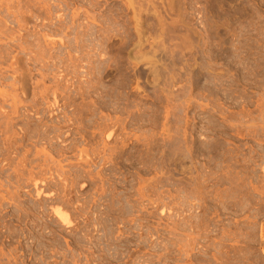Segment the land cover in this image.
I'll return each instance as SVG.
<instances>
[{
  "label": "rangeland",
  "instance_id": "obj_1",
  "mask_svg": "<svg viewBox=\"0 0 264 264\" xmlns=\"http://www.w3.org/2000/svg\"><path fill=\"white\" fill-rule=\"evenodd\" d=\"M15 1L0 89L41 115L0 132V264H264V0Z\"/></svg>",
  "mask_w": 264,
  "mask_h": 264
},
{
  "label": "bare ground",
  "instance_id": "obj_2",
  "mask_svg": "<svg viewBox=\"0 0 264 264\" xmlns=\"http://www.w3.org/2000/svg\"><path fill=\"white\" fill-rule=\"evenodd\" d=\"M16 1L19 2V0H16ZM16 1H15V3H16ZM25 1H26V0H24V2H25ZM27 1H29V0H27ZM46 1H47V0H46ZM131 1H132V0H131ZM136 1H137V0H136ZM136 1H135V4H137ZM9 2H10V1H9ZM9 2H8V6H10L11 4L14 3V2H11V4L9 5ZM24 2L22 1L23 4L20 2V4H22V5H21L22 7H21V6L18 7L20 4L17 3L18 6H16V7H15V5H14V6H10V7L8 8L9 10H6L7 13H9L8 11H10V13H12L11 10H12V9L14 10V8L16 9V11H15V10H14V11H15V13H16L17 16L15 17V15H14L13 19H14V18L16 19V21H17L16 23H18L17 25H18V27L21 28V29H22V25H24L23 23L26 22V20H27V16H25V15H27V14H28V15H29V14H32L33 12L36 13V10H35V9L38 8V7L35 8L34 4H33V6L30 5V4L32 3V0L29 1V2H31L30 4H28V3L25 2V5H26V6L24 5ZM33 2H35V3L37 4V2H36L35 0H34ZM42 2H43V1H42ZM47 2H48V1H47ZM125 2H126V1H125ZM5 3H7V0H6L5 2H3V4H2V2H1V4L4 5V7H5V6L7 7V5H6ZM1 4H0V5H1ZM17 4H16V5H17ZM36 4H35V5H36ZM39 4H41V3H39ZM39 4H38V5H39ZM43 4H44V3H43ZM45 4H46V2H45ZM126 4H128L127 6L129 7L130 3H126ZM2 5H1V6H2ZM27 5H28V6H27ZM38 5H37V6H38ZM40 6H41V8H43L42 5H39V7H40ZM4 7H3V8H4ZM6 7H5V8H6ZM25 7H26V9H25ZM133 7H135V6H134V3H133ZM133 7H132V9H133ZM139 7H140V6H139ZM46 8H47V7H46ZM39 9H40V8H39ZM39 9H37V11H38ZM130 9H131V8H130ZM134 9L137 10L136 8H134ZM13 10H12V11H13ZM23 10H24V11H23ZM44 10H45V6H44V9H41V11H39V12L41 13V12L44 11ZM47 10H48V8H47ZM47 10H46V11H47ZM49 10H50V8H49ZM138 10H139V9H138ZM141 10H142V9H141ZM23 12H25V13H23ZM39 12H38V13H39ZM34 13H33V17H34ZM38 13H37V15L35 14L36 17H39L40 14L38 15ZM48 13H49V12H48ZM48 13L45 14V13L42 12L41 15H40V17L42 16V14H45V15H44V18H45V16L48 15ZM136 13H137V12L135 11V12H134V15H135V16H136ZM5 14H6V13H5ZM139 14H140V13H139ZM139 14L137 13V16H138ZM0 15H1V14H0ZM3 16H4V15H3ZM50 16H51V14H49L48 18L46 17V20H47V19H50ZM135 16H134V17H135ZM137 16H136V17H137ZM140 16H141V15H140ZM140 16H138V17L141 18ZM36 17H34V18L36 19ZM136 17H135V18H136ZM138 17H137V18H138ZM5 18H6V17H5ZM42 18H43V17H41V19H42ZM58 18L61 19V16H59ZM15 19H14V20H15ZM37 19H38V18H37ZM38 20H39V19H38ZM42 20H44V19H42ZM136 20H138V19H135V21H136ZM28 21H29V20H27L26 23H28ZM36 21H37V20H36ZM138 22H140V20H138ZM26 23H25V25H26ZM10 24H11V23H10ZM21 24H22V25H21ZM136 24H137V23H136ZM136 24H135V25H136ZM138 24H140V23H138ZM138 24H137V25H138ZM3 25H4V24H3ZM28 26H29V25H28ZM138 26H139V25H138ZM138 26H137V27H138ZM2 27H3V26H2ZM7 28H8V27H7ZM19 28H18V29H19ZM0 29H1V27H0ZM25 29H26V28H25ZM22 30H23V29H22ZM137 30H138V28H136V31H137ZM139 30H140V29H139ZM17 31H19V30H17ZM25 31H26V30H25ZM20 32H23V31L20 30ZM20 32H19V34H20ZM53 32H55V31H53ZM83 32H84V31H83ZM138 32H139V31H137V33H138ZM134 33H135V32H134ZM137 33H136V35L138 36V35H141L140 33H142V32H140V33H138V34H137ZM27 34H28V33H27ZM35 34H36V33H35ZM0 35H1L2 37L5 36V38H6V37L8 38V37H11V36H12L11 34H6V32H2V31H0ZM76 35H77V34H76ZM81 35H83V34L81 33ZM84 35H85V34H84ZM84 35H83V36H84ZM136 35H135V36H136ZM1 36H0V40H2V39H1ZM15 36H16V35H15ZM23 36H24V35H23ZM26 36H27V35H26ZM29 36H30V34H29ZM31 36H32V35H31ZM31 36H30V37H31ZM43 37H46V36H43ZM47 37H48V36H47ZM139 37H141V36H139ZM5 38H4V39H5ZM19 38H22V36H21V37L19 36ZM24 38H26V37H23V39H24ZM48 38H50V37H48ZM79 38H80V36H79ZM9 39H10V38H9ZM12 39L14 40V37H11V40H12ZM65 39H66V38H65ZM129 39H130V38H129ZM48 40H49V39H48ZM76 40H77V39H76ZM81 40H82V39H81ZM89 40H90V39H89ZM18 41H19V40H15V42H18ZM74 41H75V40H74ZM79 41H80V40H79ZM83 41H84V40H83ZM83 41H80V43L82 44ZM97 41H98V40H97ZM100 41H102V40H100ZM131 41H132V40H131ZM6 42H7V41H6ZM134 42H135V41H134ZM24 43H25V42H24ZM85 43H86V42H84V45H85ZM19 44H20V43H19ZM25 44H26V43H25ZM50 44H53L52 41L50 42ZM54 44H55V42H54ZM71 44H72V43H71ZM81 44H78V45L80 46ZM107 44H108V43H107ZM122 44H123V43H122ZM126 44H127V43H126ZM14 45H15V44H14ZM21 45H22V43H21ZM21 45H20V48H22ZM97 45H98V44H97ZM101 45H102V44H101ZM103 45H104V44H103ZM12 46H13V45H12ZM23 46H24V45H23ZM95 46H96V45H95ZM98 46H99V45H98ZM42 47H43V46H42ZM48 47H49V46H48ZM83 47H84L85 49H87L89 46L86 45V46H83ZM86 47H87V48H86ZM92 47H93V46H92ZM4 48H5V47H4ZM84 48H83V49H84ZM96 48H97V46H96ZM155 48H156V47H155ZM22 49H23V48H22ZM39 49H40V48H39ZM80 49H82L81 46H80ZM85 49H84V50H85ZM93 49H94L95 51H100V54H102V55H103V51L105 50V49L103 50V49L101 48V50H102V53H101L100 46H99V48H98L99 50H96L95 48H93ZM93 49H92V50H93ZM41 51H42V50H41ZM87 51H90V50H87ZM154 51H155V50H154ZM4 52H5V51H4ZM107 53H108V52H107ZM2 54L4 55V53H2ZM47 54H48V53H47ZM5 55H6V54H5ZM8 55H9V54H8ZM36 55H37V54H36ZM38 55H39V54H38ZM41 55H42V53H41ZM104 55H105V54H104ZM100 56H101V55H100ZM0 57H2V56H0ZM37 57H38V56H37ZM1 59H2V58H1ZM16 59H17V58H16ZM33 59H34V58H33ZM35 60H36V59H35ZM14 66H16V65H15V63L12 62V63L9 65L8 68H10V69L13 71V73L16 72V71L18 72V70H16ZM18 68H19V67H18ZM14 69H15L16 71H15ZM1 71H2V70H0V77H1L0 79H2V75H3V73H1ZM20 71H21V70H20ZM16 74H17V73H16ZM16 74H15V75H16ZM13 75H14V74H13ZM24 75H25V74H24ZM24 75L22 76V74H21L20 76H22V77H20L19 79H18V78L16 79V77H15V84H16V86L18 85L19 87L17 86V87H18L17 90H16V88H15L14 90H16L17 92H18V90L21 91L22 96H25V95L28 93V92H27V91H28V86H27L28 84H27V79H26L27 77H25ZM18 77H19V76H18ZM14 86H15V85H14ZM12 88H13V87H12ZM10 89H11V88H10ZM4 91H5V90H4ZM7 92H8V91L3 92L2 89H0V97H2L3 99H4V98L6 99V98H8V97H11V98H13L14 101H13V106L10 108L11 110H10L9 112H8V111L6 112L5 109H4L3 107H0V118H3V119H1V120H3V123L1 122V123L3 124V127H2V125H1V123H0V126L2 127V128L0 127V132H2L3 134H6L7 132L9 133V131H11V130H13V129H15V128L18 129L17 126H18V124H20L19 122L24 123V119H26V120L28 119L27 117H29V115H26L27 112L31 111L32 113H34V116H39V115H41V113L39 112V110H37L36 106H32V107L29 108V109H25V107H19V105L23 102L22 99L20 98V95L18 96V95L16 94V95H17V96H16V95H12V94H10L11 91L8 92V93H7ZM18 93H19V92H18ZM7 94H9V95H7ZM22 96H21V97H22ZM24 100H25V99H24ZM1 110H2V111H1ZM27 114H28V113H27ZM50 114H54V111H51ZM31 116H32V114H31ZM29 118H30V117H29ZM30 120H31V119H30ZM40 120H41V119H40ZM262 122H263V121H262ZM35 124H36V123H35ZM36 126H37V125H36ZM39 126H40V125H39ZM25 127H26L27 130H29V129L27 128V126H25ZM34 127H35V126H34ZM234 128H235V127H234ZM249 128H250V127H249ZM23 129H25V128H21L22 131H23ZM37 129H38V128H37ZM27 130H26V131H27ZM32 131L34 132V131H36V130H32ZM38 131H39V130H38ZM40 132H41V130H40ZM13 133H14V132H13ZM20 133H21V132H20ZM11 134H12V133H11ZM16 135H17V134H16ZM44 135H45V134H41V135L38 134L36 137L39 138V139H43V140H45L44 137H43ZM3 136H4V135H3ZM6 136H7V135H6ZM10 136H11V135H10ZM12 136H13V135H12ZM12 136H11L10 138H9V137H8V138L5 137V138L7 139L6 141H9L11 138H12V139H15V137H14V136H15V133H14V136H13L14 138H13ZM30 137H31V136H30ZM32 137H33V136H32ZM8 139H9V140H8ZM30 139H31V138H30ZM17 140H18V139H17ZM46 140H49V139L46 137ZM6 141H5V143H6ZM14 141H15V140H14ZM14 141H10V142H8L7 144H5V145H7V146H6L7 148L5 149V150H7V152H10V151H11L10 153H12V152H13V153H17L19 150H21L20 148H22V149L26 148L25 145H23V146L21 147V145H19V142H17V141L14 142ZM20 141H21V140H20ZM40 142H42V141H40ZM5 145H4V146H5ZM2 148H3V147H2ZM34 149H35V148H34ZM36 153H37V151H36ZM37 155H38V154H37ZM9 156H10V155H9ZM35 157H36V156H35ZM24 158H25V156H24ZM14 159H15V158H14ZM6 160H8V159H6ZM9 160H10V159H9ZM12 161H13V160H12ZM22 161L25 163L24 159H22ZM26 161H27V160H26ZM30 161H31V160H30ZM30 161H29V162H30ZM10 162H11V160L9 161V163H10ZM31 162H32V161H31ZM34 162H35V161H34ZM21 163H22V162H21ZM26 163H28V162H26ZM12 165H13V164H12ZM23 165H25V164H23ZM28 165L31 166V164L29 163V164L25 165V168H26V167L28 168ZM33 165H34V164H33ZM21 166H22V164H21ZM30 166H29V167H30ZM22 167H23V166H22ZM32 167H33V166H32ZM32 167H30L31 169L29 170V172H27L28 170L26 171L25 168H24L23 171H24L25 173L27 172V174L29 173V174L27 175V177L29 176V177H31L30 179H34L35 182H34L33 180H32V181H33V183H34V187L37 188V186L39 185V184L37 185V183H39V182L36 181V178H37L38 174L34 172V169H32ZM42 167H43V166L40 165V166L36 167V169L38 168V171L40 172V170H42ZM33 168H35V167H33ZM263 168H264V167H263ZM32 170H33V171H32ZM17 171H18V170H17ZM20 171H21V170H20ZM23 171H21L22 174H23ZM41 172H42V171H41ZM41 172H40V173H41ZM263 172H264V171H263ZM42 173L44 174V171H43ZM42 173H41V174H42ZM35 174H36V175H35ZM0 175H1V174H0ZM24 175H26V174H24ZM41 176H42V175L39 174L38 178L41 177ZM43 176H44V175H43ZM23 177H24V176H23ZM33 177H34V178H33ZM258 177H259V176H258ZM38 178H37V179H38ZM22 179H23V178H22ZM28 181H31V180L28 179ZM42 182H43V181H42ZM17 183H18V182H17ZM1 186H2V185H1ZM19 188H21V186H20ZM255 190H256V189H255ZM257 191H258V190H257ZM41 195H42V191L38 190V191H37V195H36L37 198L40 197ZM44 208H45V207H44ZM0 211H1V210H0ZM53 213H55V215L58 217V219H59L62 223L67 224V225L69 224V221H68V219H67L68 216L66 217V216L63 214V211H62V210H60V209H56V208H55L54 211H53ZM3 215H4V214H3ZM3 217H4V216H3ZM69 220H70V219H69ZM71 225H72V224H71ZM69 226H70V225H69ZM66 227H67V226H66ZM222 232H223V231H222ZM222 232H221V233H222ZM190 245H191V244H190ZM189 247H190V246H189Z\"/></svg>",
  "mask_w": 264,
  "mask_h": 264
}]
</instances>
